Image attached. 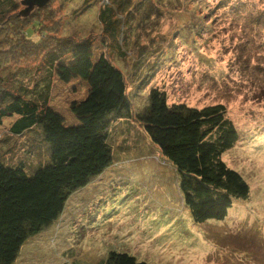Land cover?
<instances>
[{"label": "rangeland", "instance_id": "1", "mask_svg": "<svg viewBox=\"0 0 264 264\" xmlns=\"http://www.w3.org/2000/svg\"><path fill=\"white\" fill-rule=\"evenodd\" d=\"M109 1L91 0L85 10L82 0H52L33 12L46 34L92 40L93 62L107 56L124 74L134 117L114 120L110 112V166L69 197L58 220L28 238L13 264H104L112 250L149 264H264V0H142L130 15L122 57L101 34L98 11ZM73 60L68 54L57 62L49 101L68 124L96 111L110 85L99 86L108 79L103 71L91 87L90 73L62 80ZM152 87L165 90L169 103L226 106L239 140L223 159L249 183L250 195L223 219H193L176 169L135 117ZM15 120L0 126V157L32 170L48 160L49 146L36 131L12 134Z\"/></svg>", "mask_w": 264, "mask_h": 264}, {"label": "trees", "instance_id": "2", "mask_svg": "<svg viewBox=\"0 0 264 264\" xmlns=\"http://www.w3.org/2000/svg\"><path fill=\"white\" fill-rule=\"evenodd\" d=\"M89 2L82 0V9ZM49 3L24 16L22 0H0V126L5 119L16 118L10 126L12 134L36 131L49 146L48 160L32 170L22 161L9 164L0 157V264H13L28 238L58 220L69 197L110 166V112L116 113L114 120L121 113L134 117L124 74L110 66L107 56L93 62L91 39L75 41L46 34L33 12ZM141 3L110 0L99 7L102 38L120 57L127 52L130 15ZM39 33L43 38L37 42L33 38ZM68 54H74V60L70 71L60 75L62 80L90 73L91 87L99 80L97 72L103 71L108 79L99 86L110 84L106 100L96 111L87 117L83 114L73 124L49 104L57 62ZM31 61H38L34 70ZM114 85L119 87L121 107L115 105ZM135 117L176 169L183 202L196 222L223 219L235 200L249 197V183L223 159L224 152L239 140L224 104L197 108L185 102L169 103L165 90L152 87L148 103ZM104 264L149 263L112 250Z\"/></svg>", "mask_w": 264, "mask_h": 264}, {"label": "water", "instance_id": "3", "mask_svg": "<svg viewBox=\"0 0 264 264\" xmlns=\"http://www.w3.org/2000/svg\"><path fill=\"white\" fill-rule=\"evenodd\" d=\"M51 0H22L24 8L21 10V15L27 16L34 8L43 7Z\"/></svg>", "mask_w": 264, "mask_h": 264}]
</instances>
